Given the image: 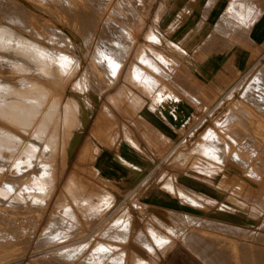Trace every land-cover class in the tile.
<instances>
[{
  "label": "rangeland",
  "instance_id": "1",
  "mask_svg": "<svg viewBox=\"0 0 264 264\" xmlns=\"http://www.w3.org/2000/svg\"><path fill=\"white\" fill-rule=\"evenodd\" d=\"M114 2L115 0H112L109 6ZM132 3L136 2L133 0ZM65 4L66 6H64ZM105 4V0H98L97 2L95 0H0V54H3L2 56H7L5 54L12 55V47L26 44L27 41H24L26 39L24 35L32 38L35 37L36 32H39L46 35H60L62 38L58 39V43L62 50L68 54L70 53L69 55L73 58H79L86 38L91 36L93 32L96 35L100 31L107 13ZM133 6L136 8L137 4ZM64 8L67 10L65 9V11ZM159 8V0L157 2L154 0L145 18L144 29L140 37L145 44L143 47L148 52L145 53V57L149 55V52L154 51V53L159 52L168 55V58H159L160 61L154 64L143 62L142 67L145 72L147 71V79L145 77L139 78L135 74L132 75L137 83L145 85V88L153 89L152 91L161 90L160 88H163L162 91L164 90V84L169 83V81L162 80L160 75L163 72L176 71L184 62L185 58L183 59L181 56H184L186 52L182 45L169 38L160 28L161 14L157 13L156 15ZM74 10L78 17L74 14ZM88 19H90L89 23ZM57 28L63 29L65 34L73 41L65 38ZM151 30L158 33V43H155L153 48L148 47L146 44L148 42L146 36ZM261 57L259 65L253 68L251 66V70H249V66L245 72L240 74L241 77L239 76L240 78L237 80L239 82H234L222 96L217 95V99L211 100L212 95L211 99L206 98L207 96H204L198 88H196L197 92H194L195 95H192L194 98L192 96L188 98L186 94L180 95L178 90L176 92L171 90L172 94L168 93L164 102H168L167 100L170 99L179 101L175 97H180V101L176 102L177 107L175 109L178 110L181 106L186 109L184 110L181 107L186 114L182 112V119L178 120L179 124L176 125L170 124L156 115L155 110L152 109L154 102L151 96L145 95L141 90L129 84L126 79L127 69L122 73L119 80L115 79L116 74L113 73L111 88L104 91L103 99H99L96 111L94 110L89 115V121L84 129L80 128V122L79 120L76 121V118L73 120L72 117V121L70 120V130L66 142L69 147L74 146L75 143H77V146L71 157V163L65 174H62L53 200L42 217L37 230L35 231L34 224L37 220L36 215L39 213L42 199V193L38 192L32 197V199L35 198L34 202L36 203L31 206L30 210L26 212L25 218L21 221L20 236L13 242V248L6 252L2 251L5 254L0 252V264H81L79 261L84 258L85 254L83 253L85 251L76 255L70 263H64L63 261L71 260V258L56 255L61 250L60 248V250L49 251L51 248L62 246L65 243L66 236L69 235H73L72 238L79 239L76 244L89 241L87 247L94 246L97 242L105 241V239L110 243L118 244L126 251L131 247H135L146 253L155 263L166 264V260L175 256L176 251H178L177 255L181 251L189 252L185 246L186 244L177 238L173 231L174 227L180 231L192 227H194L192 229L210 231L203 226H194V223H189L190 216L192 219L195 217L197 221L208 219L217 223L229 222L262 231L264 205H258L255 198H262L264 194V147L261 146V144L264 146V114L258 111L252 121L250 119L247 120L248 122L241 121L248 116L247 112L256 110L251 103L252 101L249 102V97L259 93L256 82L258 77L256 76L258 70L264 65V56L261 55ZM72 65H74V62ZM68 70L71 72L72 66ZM262 74L264 78V73ZM149 75L154 79H149ZM75 80L73 79V83L70 84L67 96L76 94L72 90ZM110 81L102 79L101 86L103 87L104 84H108ZM83 83L85 84V92L77 91L79 96L77 98L84 105V95L88 96L89 100H94L93 97H96L97 92L101 91L102 87L98 86V81L95 83L85 81ZM186 85L187 83L183 87L185 88ZM121 88H125L132 95L139 96L143 100V106L138 111H134L131 107L126 108V105H124V108H120L117 104L109 103L112 113L118 120L119 131L114 132V129L103 131L102 139L93 138L92 149L94 147V151L100 149V152H105L114 166L122 170L126 169L130 174H121L124 176L125 182L122 185L117 184L120 174H80L82 182L80 180V185L77 186L74 196H72L65 189L66 176L71 170L72 164L76 161L82 141L91 132L89 128H91L97 116L100 105L104 101L109 102V99ZM164 102H161V104ZM215 105L216 108H214ZM210 110L211 112H209ZM217 115L220 121L215 118ZM201 119H204V121H201ZM239 119L240 121H238ZM213 121H217L218 125L215 126ZM186 122H188V127L185 130L176 129L182 127ZM126 129L131 131L133 138L127 137ZM240 130L241 134H239ZM245 132L247 135H252L256 140L247 141ZM205 133L207 135L204 136ZM136 143H139V148H137ZM135 153L140 157H137ZM226 158L234 162L232 164L228 163L225 160ZM251 160L259 161L254 169H251L249 165ZM50 164H48L49 167ZM245 164L248 165L244 166ZM226 165L227 167H225ZM209 167L219 168L213 171ZM89 168L87 165V172ZM225 170L228 174H224L226 173ZM209 171L214 174L208 175ZM146 177L147 179L143 184L131 195H128L129 191ZM211 177H214V181L205 180L207 178L211 179ZM172 178L175 179L176 184L186 187L185 190L196 193L197 208L180 201L179 196H172L162 190L166 181ZM221 183L225 186H222ZM104 189H107L108 194L103 191ZM102 194L107 195V199H101ZM61 195L68 198V204L65 206L68 209L63 210L59 222L45 234V240L43 237L44 241H41L42 228L48 222L50 210L55 200ZM80 196L82 197L81 202L77 203L74 197L78 198ZM229 196L232 199H229ZM164 197L167 200H163ZM37 198L38 202L36 201ZM83 199L84 202H82ZM121 199L125 200V208L119 214L113 215L108 221L104 222L99 232L92 234L90 237L87 236L89 239L84 240L86 239L83 238L84 235H88L97 229L100 219L109 213ZM238 201L244 202L246 205H242ZM253 206L260 211L257 216L253 215L257 213L256 209H252ZM86 207L91 210V214L89 211H87V214L84 212ZM101 207L102 210H99ZM124 212L125 217L120 216ZM178 214L180 218H178ZM121 219L123 220L122 223L116 225ZM151 228L166 236H172L174 242H176L175 245L166 253H152L151 249L141 245L136 239L140 232H144L154 242L150 235ZM113 230L117 231L118 234L112 233ZM109 231L111 235L106 233ZM29 240L31 241L28 243ZM76 244L75 246H78ZM188 254L193 256L200 264H205L192 253L189 252ZM55 260L56 262H54ZM182 260L184 259H176L177 264H181ZM124 261L128 264L127 260ZM117 264H121L120 261ZM183 264H188V262L186 261Z\"/></svg>",
  "mask_w": 264,
  "mask_h": 264
},
{
  "label": "bare ground",
  "instance_id": "2",
  "mask_svg": "<svg viewBox=\"0 0 264 264\" xmlns=\"http://www.w3.org/2000/svg\"><path fill=\"white\" fill-rule=\"evenodd\" d=\"M97 1L95 0V2ZM105 1V10L107 13L106 16L104 15L105 19L100 31L96 35L95 32H93L91 36L86 38L85 45L81 50L79 58H73L69 55L70 53L68 54L66 51L62 50L58 43V39L62 38L60 35L57 34V36H55L54 34L48 33V35H46L39 32H36L35 37L33 36L32 38L24 35L26 38L24 41H27L26 44H24V46L18 45L12 47V55L5 54L7 56H2L3 54H0L1 253H3L2 251L6 252L12 249L14 246L13 242L19 238L21 221L25 218L26 212L36 203L34 202L35 198L32 199L36 192L42 193L39 213L36 215L37 220L34 224V229L35 231L37 230L42 217L47 212L53 200L62 174H65L67 167L71 163V157L77 146V143H75L74 146L69 147L66 142L70 130V122L72 121L71 118L73 117V120L76 118V121L79 120L80 128L84 129L89 121V115L96 109L99 99H103L104 91L111 88L113 84V73L116 74L115 79L119 80L122 73L127 69L128 73L126 79L129 84L141 90L145 95L151 96L154 102V104H152V109L155 110L156 115L168 121L170 124L176 125L178 120L182 119V112L186 114L184 111L186 109L184 106H181L184 110H182L181 107H179L178 110L175 109L177 107L176 102L180 101V97H175L179 101L170 99L167 100L168 102H164L167 99L165 97L168 96V93L172 94L171 90L174 92L178 90L180 95L186 94L188 98H191L190 96L195 95L194 92H197V87L189 86L188 84L185 88L183 87L185 83L182 80L188 78L183 75L185 69L181 67L182 65H180V67L178 66L179 68L176 71L171 70L169 72H163L161 74L162 76L160 75L162 80L169 81V83L164 84L163 91V88H160L161 90L152 91L153 89L151 90L147 86V88H145V85L143 86L137 83L134 77H132L134 74L139 78H148L147 71L145 72L142 67L143 62L154 64L160 61L159 58H168V55L159 52L154 53V51L152 53L149 52V55L145 57V53L148 52H146L145 47H143L145 44L140 37L144 29L145 18L154 0H134L136 3H132L133 0H115L111 6H109V3L112 0ZM134 4H137L138 9L133 6ZM64 6H66V4ZM65 9L66 8H64V10ZM75 12L74 10V14ZM75 15L78 17L77 14ZM72 16L74 17V15ZM90 19H88V23ZM58 30L65 38H69L63 29ZM146 38L148 41L146 44L150 48H153V45L158 43V33L155 31L151 30ZM69 39L73 41L71 38ZM262 56L264 55L262 54ZM260 58L252 65V68L259 65ZM73 62L74 65H72ZM70 66H72L71 72L68 70ZM252 68L250 67L249 70ZM65 73L66 75H64ZM262 73H264V65L258 70L256 76L258 77L256 82L259 93L249 97V102L252 101L251 103L256 110L247 112V119L241 120L242 122H248V119L251 121L255 119V113L258 111L264 114V78ZM151 75H149V79H154ZM73 79L76 80L74 81L72 90L76 94L67 96V91L70 89L69 86L73 83ZM102 79L111 81L108 84H104L102 87ZM85 81H91L92 83L98 81L97 84L99 87H102V89L97 92L96 97H93L94 100H89L88 96L83 94L85 99L83 105V103L79 101V98H77L79 97L77 91L85 90V84L83 83ZM238 82L239 81H237V83ZM235 88L238 89L236 86ZM161 102L164 103L161 104ZM109 103L117 104L120 108H124V105H126V108L131 107L134 111H138L141 106H143V100L139 96L130 94L125 88H121L109 99V102L104 101L103 104L100 105V108L97 110V116L91 128H89L91 132L89 131L90 134L82 141L76 161L72 164L71 170L65 179V189L68 193H71L72 196H74L77 186L80 185L79 182L82 179L80 174H130L126 169L122 170L114 166L105 152H100V149L94 151V147L92 149L93 138L102 139L103 131H108L110 129H114V132L119 131L118 120L112 113ZM214 108H216V105ZM209 112H211V110ZM215 118L220 121L218 115ZM201 121H204V119H201ZM238 121H240V119ZM213 124L216 126L218 122L213 121ZM187 127L188 122L176 129L185 130ZM125 133L128 138H133L131 131L126 129ZM239 134H241V130ZM205 135H207V133H205L204 136ZM245 138L249 142L256 140L252 135H247L246 132ZM136 146L139 148V143H136ZM261 146L264 147L262 144ZM135 155L140 157L136 153ZM225 160L231 164L234 162L233 160L229 161L228 158ZM258 162V160H251L249 164L251 169H254V167L256 168L255 165ZM49 163H51L50 167L48 165ZM87 165L90 167L88 172L86 171ZM247 165L248 164H245L244 166ZM225 167H227V165ZM217 168L219 167H209V169L213 171H216ZM225 172L224 174H228L226 170ZM207 174L210 175L214 173L209 171ZM122 175L117 181L118 185L125 184L124 176ZM146 179L147 177L136 184L133 189L129 191L128 195H131L137 190ZM174 180L173 178L167 180L162 190L172 196H179L180 201L197 208L198 201L196 200V193L185 190L186 187L178 183L176 184ZM205 180L214 181V177ZM221 185L225 186V184L222 183ZM103 191L108 194L107 189ZM106 197L108 196L102 194L101 199L105 200L107 199ZM228 198L232 199L231 196ZM81 199V196L78 198L74 197L77 203L81 202ZM164 199L167 200L166 197H164L163 200ZM255 199L258 205H264V194L262 198ZM36 201L38 202V198ZM84 201L83 199L82 202ZM238 202L241 203L240 201ZM124 203V199L118 201L116 206L100 219V224L97 229L92 233L90 232L88 235H84L83 238H86L84 240L89 239L87 236L90 237L92 234L99 232L102 224L108 221L113 215L119 214L126 206ZM67 204L68 198H66V196L61 195L57 197L50 210L48 222L42 228L40 234L41 241L45 234L59 222L63 210L68 209L65 208ZM241 204L246 205L244 202ZM252 209H256L255 211H257V213L253 214L254 216L260 214L257 207L253 206ZM99 210H102V207L99 208ZM87 211L91 214V210L86 207V211L84 212L87 214ZM120 216L125 217V212ZM178 218H180L179 214ZM173 219L175 220V218ZM189 219H191L189 223H194V226L200 225V227L203 226L210 231L192 229L194 227L186 228L187 230L185 229L183 231L177 230L176 227H174L173 231L177 235V238L186 244L185 246L189 252L205 264H264V224L261 225L262 231H256L248 226L242 227L229 222L217 223L216 221L208 219L197 221L195 217L192 219L191 216ZM122 221V219L119 220L116 225H120ZM106 233L111 235L110 231ZM112 233L118 234L117 231L114 230ZM66 234L68 233L66 232ZM150 235L154 242H152L149 235L144 232H140L136 239L141 245L147 246L151 249L152 253L155 254L156 252L166 253L176 243L172 236H166L153 229L150 230ZM71 236L74 237L73 235L66 236L67 238H65V243H63L62 246L49 249V251H54L60 248L61 250L59 249L60 251H58L56 255L63 258H71V260H64V263H70L76 255L85 251L83 253L85 254L83 256L84 258L79 261L81 264H98L100 262H103V264H117L119 261L121 264H124L126 263L124 260H127L128 264H157V262L155 263L146 253L141 252L135 247H131L126 251V249H123L118 244L110 243L106 239L105 241L101 240L97 242L94 246L87 247L89 241L80 243H84L83 245L76 244L79 239L77 240L76 237L72 238ZM30 241L31 240H29L28 243ZM75 244L78 246H75ZM157 249L159 250L157 251ZM115 252L118 253L115 254ZM54 262H56V260Z\"/></svg>",
  "mask_w": 264,
  "mask_h": 264
},
{
  "label": "crops",
  "instance_id": "3",
  "mask_svg": "<svg viewBox=\"0 0 264 264\" xmlns=\"http://www.w3.org/2000/svg\"><path fill=\"white\" fill-rule=\"evenodd\" d=\"M159 3L156 15L161 14L160 28L186 50L181 56L185 58L181 67L188 79L182 81L197 87L206 98L222 96L264 53V0H159ZM177 253L166 264H177L178 258L184 259L181 264L186 261L200 264L189 252Z\"/></svg>",
  "mask_w": 264,
  "mask_h": 264
}]
</instances>
